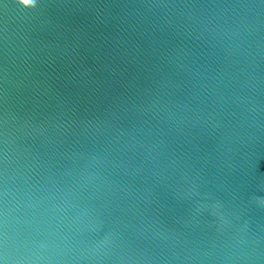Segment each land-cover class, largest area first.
<instances>
[{"label": "water", "instance_id": "water-1", "mask_svg": "<svg viewBox=\"0 0 264 264\" xmlns=\"http://www.w3.org/2000/svg\"><path fill=\"white\" fill-rule=\"evenodd\" d=\"M0 0V264H264V0Z\"/></svg>", "mask_w": 264, "mask_h": 264}, {"label": "clouds", "instance_id": "clouds-1", "mask_svg": "<svg viewBox=\"0 0 264 264\" xmlns=\"http://www.w3.org/2000/svg\"><path fill=\"white\" fill-rule=\"evenodd\" d=\"M16 3L19 4V5H21L20 4V0H16ZM36 5H37V0H34V2L32 3V5L26 6V5L23 4V7L24 8H34V7H36Z\"/></svg>", "mask_w": 264, "mask_h": 264}, {"label": "snow or ice", "instance_id": "snow-or-ice-1", "mask_svg": "<svg viewBox=\"0 0 264 264\" xmlns=\"http://www.w3.org/2000/svg\"><path fill=\"white\" fill-rule=\"evenodd\" d=\"M34 2V0H22V3L26 6H30L32 5V3Z\"/></svg>", "mask_w": 264, "mask_h": 264}]
</instances>
